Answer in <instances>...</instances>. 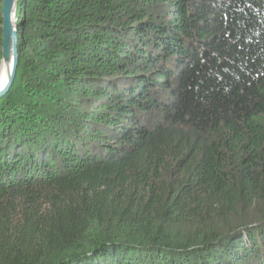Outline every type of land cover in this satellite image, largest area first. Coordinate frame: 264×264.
<instances>
[{
  "label": "trees",
  "instance_id": "obj_1",
  "mask_svg": "<svg viewBox=\"0 0 264 264\" xmlns=\"http://www.w3.org/2000/svg\"><path fill=\"white\" fill-rule=\"evenodd\" d=\"M16 25L0 255L264 264V0H18Z\"/></svg>",
  "mask_w": 264,
  "mask_h": 264
},
{
  "label": "water",
  "instance_id": "obj_2",
  "mask_svg": "<svg viewBox=\"0 0 264 264\" xmlns=\"http://www.w3.org/2000/svg\"><path fill=\"white\" fill-rule=\"evenodd\" d=\"M18 0L1 1L2 37L0 70H4L5 81L0 84V98L8 91L16 75L18 64V35L16 25V3Z\"/></svg>",
  "mask_w": 264,
  "mask_h": 264
},
{
  "label": "rangeland",
  "instance_id": "obj_3",
  "mask_svg": "<svg viewBox=\"0 0 264 264\" xmlns=\"http://www.w3.org/2000/svg\"><path fill=\"white\" fill-rule=\"evenodd\" d=\"M2 254L3 255H0V257L5 260L3 264H13L12 256L9 252H3Z\"/></svg>",
  "mask_w": 264,
  "mask_h": 264
},
{
  "label": "bare ground",
  "instance_id": "obj_4",
  "mask_svg": "<svg viewBox=\"0 0 264 264\" xmlns=\"http://www.w3.org/2000/svg\"><path fill=\"white\" fill-rule=\"evenodd\" d=\"M5 81V73L4 70H0V84H2Z\"/></svg>",
  "mask_w": 264,
  "mask_h": 264
}]
</instances>
